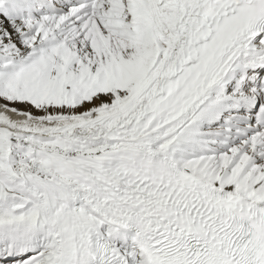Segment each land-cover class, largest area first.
Listing matches in <instances>:
<instances>
[{
  "label": "snow or ice",
  "instance_id": "6c2138e0",
  "mask_svg": "<svg viewBox=\"0 0 264 264\" xmlns=\"http://www.w3.org/2000/svg\"><path fill=\"white\" fill-rule=\"evenodd\" d=\"M0 264H264V0H0Z\"/></svg>",
  "mask_w": 264,
  "mask_h": 264
}]
</instances>
